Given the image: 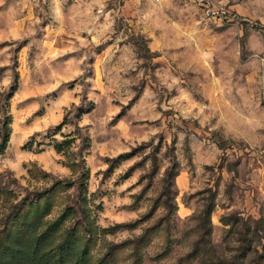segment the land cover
<instances>
[{"label": "rangeland", "instance_id": "1", "mask_svg": "<svg viewBox=\"0 0 264 264\" xmlns=\"http://www.w3.org/2000/svg\"><path fill=\"white\" fill-rule=\"evenodd\" d=\"M262 20L264 0H4L0 245L65 213L89 264H264Z\"/></svg>", "mask_w": 264, "mask_h": 264}, {"label": "trees", "instance_id": "2", "mask_svg": "<svg viewBox=\"0 0 264 264\" xmlns=\"http://www.w3.org/2000/svg\"><path fill=\"white\" fill-rule=\"evenodd\" d=\"M8 136L9 131L5 129L0 150L6 146ZM129 154L128 151L121 153L117 159ZM177 172V169H172L171 174ZM212 208L211 204L209 210ZM66 210L74 211L72 206ZM64 215L58 216L44 229L39 230L34 226L32 229L26 228L22 233H9L5 243L0 245V264H89L86 250L88 245L84 243L83 246L78 242L81 236L77 233V222L60 228ZM90 227L89 230H92Z\"/></svg>", "mask_w": 264, "mask_h": 264}, {"label": "clouds", "instance_id": "3", "mask_svg": "<svg viewBox=\"0 0 264 264\" xmlns=\"http://www.w3.org/2000/svg\"><path fill=\"white\" fill-rule=\"evenodd\" d=\"M227 2L228 0H221V3H227ZM3 3L4 0H0V5H2ZM261 23H264V20H262ZM192 108H197V106L193 104L191 108H189V112H191ZM195 115L201 118L202 121H207L211 119L212 114L210 112L208 114H205L204 107H198Z\"/></svg>", "mask_w": 264, "mask_h": 264}, {"label": "bare ground", "instance_id": "4", "mask_svg": "<svg viewBox=\"0 0 264 264\" xmlns=\"http://www.w3.org/2000/svg\"><path fill=\"white\" fill-rule=\"evenodd\" d=\"M17 124V123H16Z\"/></svg>", "mask_w": 264, "mask_h": 264}]
</instances>
